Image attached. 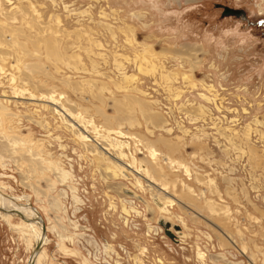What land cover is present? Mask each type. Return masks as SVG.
Masks as SVG:
<instances>
[{"label": "rangeland", "instance_id": "rangeland-1", "mask_svg": "<svg viewBox=\"0 0 264 264\" xmlns=\"http://www.w3.org/2000/svg\"><path fill=\"white\" fill-rule=\"evenodd\" d=\"M2 191L41 214L39 264H264V0H0ZM7 211L0 264H26Z\"/></svg>", "mask_w": 264, "mask_h": 264}, {"label": "bare ground", "instance_id": "bare-ground-1", "mask_svg": "<svg viewBox=\"0 0 264 264\" xmlns=\"http://www.w3.org/2000/svg\"><path fill=\"white\" fill-rule=\"evenodd\" d=\"M23 90V89H22ZM24 91H25V89H24ZM14 93V95L15 94H17V95H19V94H24V92L23 91H21V89L19 90V91H16V92H13ZM16 96V95H15ZM19 96H22V95H19ZM24 96V95H23ZM26 96H28L27 98L28 99H30V100H33V99H36V100H44V101H49V102H51V103H53V105L55 106V107H53V109H54V111H56V112H58V113H62V114H64V116L65 117H67V118H69V122L71 123V125H74V126H76L78 129H79V131H80V134H79V137L82 139L83 138V140H86L87 141V139L89 140H93V141H95V142H97V141H100V140H102V138L103 137H105V138H107V136H108V142H106V145H104L105 146V148L104 147H101L102 148V150L105 152V153H107V155H109L111 158L113 157V158H115L116 159V162H118L119 164H123V165H125V166H122L123 168L124 167H126V164H125V162H123L122 161V159H121V157H123V156H121L123 153H121V154H117L115 151H116V149L115 148H117V149H120V146H119V144H118V142H116V139L114 138V137H112L111 135H109V133H110V131L108 130L107 131V135L105 136L104 134H100V133H98V132H93V133H95L94 134V137H92L91 135H90V128L88 127V126H90V125H86V123H85V121L82 119V117H80L79 115H77V114H73L66 106H64L61 102H59L58 100L59 99H55L54 97H53V95H41V96H36V95H34V94H27ZM88 122V121H87ZM101 127V126H100ZM102 130H103V128H101ZM106 130V129H105ZM129 136V135H128ZM131 136V135H130ZM119 137V136H118ZM125 137V136H124ZM134 138V137H133ZM85 141V142H86ZM120 141V140H119ZM140 141V140H139ZM138 141V142H139ZM102 142V141H101ZM84 143V142H83ZM82 143V144H83ZM97 143H99V142H97ZM104 143V142H103ZM124 143V142H123ZM88 144V143H87ZM91 144V143H90ZM124 144H126V143H124ZM101 145V144H100ZM88 146V145H87ZM94 146H95V144H94ZM126 146V145H125ZM145 147V146H144ZM147 147V146H146ZM149 148V147H148ZM97 150V149H96ZM101 150V151H102ZM123 152V151H122ZM94 155V154H93ZM115 155V156H114ZM124 155V154H123ZM155 158V157H154ZM170 158V157H169ZM103 159V158H102ZM124 159V158H123ZM134 159V158H133ZM128 161V160H127ZM115 163V162H114ZM145 163V162H144ZM131 168H132V166H131ZM126 169V168H125ZM149 169V168H148ZM136 171V170H135ZM147 171V169H146V167L143 165V164H140V166H139V170L137 169V172L139 173V174H143V173H145L146 175H147V177H148V173L146 172ZM159 171H161V170H159ZM123 173V172H122ZM150 173V172H149ZM123 175H124V173H123ZM163 176V175H162ZM156 178V177H155ZM155 178L153 177L152 179L153 180H155ZM149 179H151V176L149 177ZM152 180V181H153ZM150 181V180H149ZM152 181H150V182H152ZM156 181V180H155ZM158 189H164V188H166V185H165V183H161V187H157ZM189 189V188H188ZM6 195V196H5ZM9 198V199H8ZM23 199V201L24 202H22V203H17L15 200H14V198L13 197H11V196H9V195H7L6 193H4L3 191L2 192H0V209L1 210H4V211H7V209L8 210H11V208L13 209V211H14V213H10V211H7L6 213H1V216L2 217H5L6 218V220L9 222V216L10 215H13V216H17V217H19V218H21V222L22 223H20V224H12V227H14V228H18V229H20V230H24L26 227H29V229H33V233L31 234V233H28V234H31V237H33V240H34V242L32 243V245H31V252H30V255H29V257H28V259H27V263L26 264H30V261H32V264H39V259H41L40 257H41V254H43V249H44V247H43V245L48 241V238H47V236H46V233H45V235L44 236H42V225H41V222H40V216H41V214L39 213V215L38 214H36L34 211H33V209H31L29 206H26V204H28L27 202H29V198L27 197V196H23L22 197ZM174 198V197H173ZM172 198V199H173ZM19 199H21V197H19ZM168 199H171V197L169 196L168 197ZM171 199V200H172ZM171 200H169V201H171ZM165 202V201H164ZM173 202V201H172ZM208 202V201H207ZM157 206L159 207V209L160 210H162V211H168L167 210V207H166V204L165 203H163V201H159V200H157ZM34 207V206H33ZM35 208V207H34ZM36 209V208H35ZM213 209V208H212ZM37 210V209H36ZM38 211V210H37ZM210 211V210H209ZM212 211V210H211ZM39 212V211H38ZM213 212H215V211H213ZM7 213H10V214H7ZM160 221H162V222H168V221H164V220H160ZM159 221V222H160ZM169 223V229H170V227H173V229H174V225H171L170 224V222H168ZM160 225V224H159ZM160 226H162V225H160ZM44 227H45V225H44ZM163 227V226H162ZM180 227V226H179ZM16 230V229H15ZM163 230H164V228H163ZM174 230H176V229H174ZM176 231H178V230H176ZM21 232H23V231H21ZM41 240V246H40V248H39V250H38V252L37 253H35L34 252V249H35V245L39 242ZM243 246V245H242ZM198 255L200 256V253L198 252ZM202 256V255H201Z\"/></svg>", "mask_w": 264, "mask_h": 264}, {"label": "water", "instance_id": "water-1", "mask_svg": "<svg viewBox=\"0 0 264 264\" xmlns=\"http://www.w3.org/2000/svg\"><path fill=\"white\" fill-rule=\"evenodd\" d=\"M222 7V16H229V15H234V16H237V17H244V10L242 9H236V8H232V7H229V6H221ZM6 196V195H5ZM28 204H26V206H29L31 209H33V211L39 215V212L33 207V205L30 203V202H27ZM40 216V215H39ZM40 222H41V225H42V236L45 235L46 231H45V227H44V220L43 218L40 216ZM160 225L163 226L164 228V234L166 236H168L169 238L175 240V235L174 233H172V231H170L169 229V223L168 222H162L160 221L159 222ZM174 229L176 230H180V227L179 225H174ZM41 240L35 245V249H34V252L37 253L40 246H41ZM30 264H32V261H30Z\"/></svg>", "mask_w": 264, "mask_h": 264}]
</instances>
